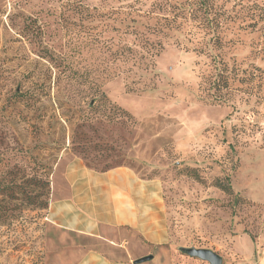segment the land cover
I'll return each instance as SVG.
<instances>
[{
	"label": "rangeland",
	"instance_id": "rangeland-1",
	"mask_svg": "<svg viewBox=\"0 0 264 264\" xmlns=\"http://www.w3.org/2000/svg\"><path fill=\"white\" fill-rule=\"evenodd\" d=\"M65 153L161 183L172 264H260L264 0H0V225Z\"/></svg>",
	"mask_w": 264,
	"mask_h": 264
},
{
	"label": "crops",
	"instance_id": "crops-1",
	"mask_svg": "<svg viewBox=\"0 0 264 264\" xmlns=\"http://www.w3.org/2000/svg\"><path fill=\"white\" fill-rule=\"evenodd\" d=\"M44 216L40 230H28L39 238L42 264H136L148 256L139 264H172L161 183L127 166L96 170L63 154L53 167ZM2 230L0 255H7Z\"/></svg>",
	"mask_w": 264,
	"mask_h": 264
},
{
	"label": "trees",
	"instance_id": "trees-1",
	"mask_svg": "<svg viewBox=\"0 0 264 264\" xmlns=\"http://www.w3.org/2000/svg\"><path fill=\"white\" fill-rule=\"evenodd\" d=\"M216 187L220 188L224 192L231 191L230 185L228 183L227 184L217 183ZM16 189L19 190V187L12 186L9 194H14ZM5 190H8V187L0 185V192H4ZM22 194H24V198L27 204L35 207L30 211H23L18 216L3 222L0 225V227H4L1 236L4 237L3 241L5 242L6 247L12 248V250L16 252L24 250L26 245L29 244L31 246L29 247V251L24 252L29 258L28 259L29 264H42V259H43L42 253L40 252V253L32 254L33 253L32 249L34 244L33 239L37 238V240L39 241V238L36 237V235H31L28 230L32 225L34 228V233L41 229V222L39 220L45 218L44 212L46 211L48 206L49 193L48 192L35 193L34 191H30L28 193H22ZM43 196H45L44 199L40 200L41 197ZM1 208L2 207H0V210ZM32 212H38L39 213L38 218L36 217L33 218ZM1 251L4 252V250Z\"/></svg>",
	"mask_w": 264,
	"mask_h": 264
},
{
	"label": "water",
	"instance_id": "water-1",
	"mask_svg": "<svg viewBox=\"0 0 264 264\" xmlns=\"http://www.w3.org/2000/svg\"><path fill=\"white\" fill-rule=\"evenodd\" d=\"M180 251L190 258H194L208 264H222V258L209 249L181 248ZM151 258V256L144 257L142 259H139L135 263L139 264L142 262H146Z\"/></svg>",
	"mask_w": 264,
	"mask_h": 264
},
{
	"label": "built area",
	"instance_id": "built-area-1",
	"mask_svg": "<svg viewBox=\"0 0 264 264\" xmlns=\"http://www.w3.org/2000/svg\"><path fill=\"white\" fill-rule=\"evenodd\" d=\"M45 219V218H44ZM43 219V220H44ZM27 251H29V244L28 245H26V247L24 248V250H21V251H18V252H16V251H13L12 250V248H9V253H13L14 254V252H16V253H22V252H27ZM26 255V254H25ZM27 256V255H26Z\"/></svg>",
	"mask_w": 264,
	"mask_h": 264
}]
</instances>
